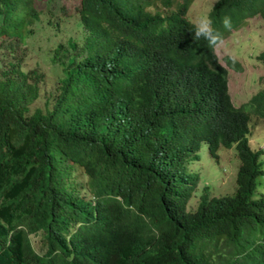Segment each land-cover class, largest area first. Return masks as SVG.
Here are the masks:
<instances>
[{"label":"trees","instance_id":"16d2710c","mask_svg":"<svg viewBox=\"0 0 264 264\" xmlns=\"http://www.w3.org/2000/svg\"><path fill=\"white\" fill-rule=\"evenodd\" d=\"M191 1L79 0L88 33L55 43L60 67L22 65L24 48L21 62L0 64V264H30L28 234L39 230L48 251L36 264H264V147L230 101L227 67L194 40ZM32 2L0 0V36H15L4 46L16 50L41 26L29 23ZM257 13L264 0H216L208 16L224 35V17L234 28ZM98 34L136 43L127 73ZM251 96L264 116V85ZM202 142L215 160L237 145L236 186L223 195L204 186L186 209L199 180L187 165Z\"/></svg>","mask_w":264,"mask_h":264},{"label":"rangeland","instance_id":"374dc122","mask_svg":"<svg viewBox=\"0 0 264 264\" xmlns=\"http://www.w3.org/2000/svg\"><path fill=\"white\" fill-rule=\"evenodd\" d=\"M179 1V0H177ZM215 0H193L187 10V17L196 21L203 16H208L212 4ZM32 6L37 11V17L30 19L32 29L42 22L41 26L35 29L33 34H27L20 47L14 50L12 46H4L12 41L15 36H0V64L7 59L19 60V53L24 52L22 65L32 66L36 58L42 60L49 68L60 67V63L53 58L55 43L65 42L68 37L76 39L77 43L83 42L84 29L78 23L79 0H33ZM149 9V7H147ZM161 8V6H159ZM54 25H47L46 22ZM30 31V30H29ZM223 40L220 52V61L228 69V90L235 105H240L261 86L264 85V62L258 58L264 47V16L255 14L247 17L244 23ZM24 48V50H22ZM232 54V61L236 60L241 69H234L227 65L225 56ZM56 74L57 70L48 71ZM52 86L48 85V89ZM43 97V94H41ZM247 112L249 108L245 109ZM250 143L255 140L256 146L264 147V118H259L253 113L249 120ZM218 160L213 159L205 142H202L198 150L199 158L188 163L190 171L199 174L197 192L190 197L186 203L187 209H193L199 202V193L204 186L208 187L210 195L230 194L234 191L236 182L235 174L239 164L237 145L234 143L230 147L220 146L217 150ZM264 159L262 154L260 160ZM264 167V161H263ZM264 178V177H263ZM77 183L81 191L86 192L88 177L80 173L77 176ZM264 192V185L258 187ZM32 245L38 251H43L45 239L42 232L30 235Z\"/></svg>","mask_w":264,"mask_h":264},{"label":"clouds","instance_id":"9594fccd","mask_svg":"<svg viewBox=\"0 0 264 264\" xmlns=\"http://www.w3.org/2000/svg\"><path fill=\"white\" fill-rule=\"evenodd\" d=\"M181 1L182 0H179L178 2H181ZM215 1H214V3H215ZM213 4H212V6H213ZM212 6H211V8H212ZM169 7H170V10L173 11L176 8V5L175 4L174 5H170ZM188 8H189V5H188V7H187V9L185 11L186 17H187V10H188ZM211 8H210V10H211ZM209 11H208V13H209ZM257 14H260V13H257ZM251 16H253V15H250V16H247V17H251ZM247 17L244 18V20L242 21V23L239 26L234 27V28H231L232 27L231 18L230 17H227V16L224 17L223 18L224 28L227 29V30H229L224 35H222L219 31H217L216 29H214V27H213V21H212V19L209 16H203V17L199 18L198 20H196L194 22H192L188 17L187 18L191 21V23L194 24V29H195L194 30V33H193L194 40L195 41H199L202 38L205 41H207V47H208L209 51L214 56L217 57V59H218V61H219L220 64H222L223 66L226 67V65H224L223 63H221V61L219 59L220 52L222 51L221 45L223 44V40L232 33L231 30H235L238 27H240L244 23V21L246 20ZM29 23L31 25L32 21H29ZM53 25H54V23H53ZM31 26L33 27V25H31ZM87 33H88V31L84 29V34L86 35ZM95 37H96L95 43H100L103 46L104 50L108 54V59L118 61L117 71H119V72L122 71V72L127 73L130 70V68L132 67L137 53L140 51L139 48H137L136 43H107V39H106V37L104 35L98 34V35H95ZM59 43H62V42H59ZM231 56H232V54H228V55L225 56V60H226L227 65H229L230 62L233 63ZM234 63L236 64L238 62L235 60ZM209 68L211 70V67L210 66H209ZM226 85H227V92L229 94L230 101L232 102V104L235 107L242 108L249 116H251V114L253 113L254 115H256L259 118H264V116L256 113L254 111L253 107L250 104H248V101L250 100V98L252 96H250L248 98V100L242 102L240 105H235L233 103L232 99H231V95H230L229 90H228V77H227ZM246 108H249L250 111L247 112L245 110ZM249 140H250V138H249ZM254 142H255L254 139L251 140V143H254ZM77 185H78V183H77ZM189 199L190 198H188V200ZM40 231L42 232V230H39L37 232H40ZM32 233H36V232H30L28 234V238L30 240V244H31V247H32V254H31V258H30V264H36V262H37L36 261V255L43 256V255L47 254L48 245L45 242L44 250L41 251V252L38 251L37 249H35V247L32 245L31 238H30V235ZM42 235H43V232H42ZM43 237H44V235H43ZM44 239H45V237H44ZM61 252H62V250H60L59 248H57L55 246H53V248L51 249V254L52 255L58 256Z\"/></svg>","mask_w":264,"mask_h":264}]
</instances>
